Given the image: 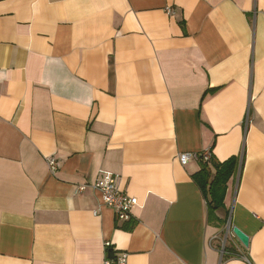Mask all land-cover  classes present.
I'll list each match as a JSON object with an SVG mask.
<instances>
[{
    "label": "crops",
    "instance_id": "crops-1",
    "mask_svg": "<svg viewBox=\"0 0 264 264\" xmlns=\"http://www.w3.org/2000/svg\"><path fill=\"white\" fill-rule=\"evenodd\" d=\"M207 151L240 159L211 221L179 161ZM121 253L264 264V0H0V264Z\"/></svg>",
    "mask_w": 264,
    "mask_h": 264
},
{
    "label": "built area",
    "instance_id": "built-area-1",
    "mask_svg": "<svg viewBox=\"0 0 264 264\" xmlns=\"http://www.w3.org/2000/svg\"><path fill=\"white\" fill-rule=\"evenodd\" d=\"M211 158L212 154L210 151L199 154L182 153L179 155V161L183 166L187 165L191 160L199 161V159H203L204 161H210ZM48 165L51 170H56L55 159H48ZM93 189L101 194L103 204L112 209L119 220L128 221L132 218V210L138 204V200L118 190L117 178L113 174H104L93 185ZM128 258L127 253H121L114 258L107 259L103 264H128Z\"/></svg>",
    "mask_w": 264,
    "mask_h": 264
},
{
    "label": "trees",
    "instance_id": "trees-1",
    "mask_svg": "<svg viewBox=\"0 0 264 264\" xmlns=\"http://www.w3.org/2000/svg\"><path fill=\"white\" fill-rule=\"evenodd\" d=\"M239 157H232L223 163L199 159L200 172L194 176L195 183L202 190L208 205L209 219L215 220L216 212L224 208V199L229 180L236 174ZM232 255L237 256L235 252Z\"/></svg>",
    "mask_w": 264,
    "mask_h": 264
},
{
    "label": "water",
    "instance_id": "water-1",
    "mask_svg": "<svg viewBox=\"0 0 264 264\" xmlns=\"http://www.w3.org/2000/svg\"><path fill=\"white\" fill-rule=\"evenodd\" d=\"M232 232L234 236L240 241V243L248 248L249 247V238L247 235H245L242 231H240L238 228L233 227Z\"/></svg>",
    "mask_w": 264,
    "mask_h": 264
}]
</instances>
